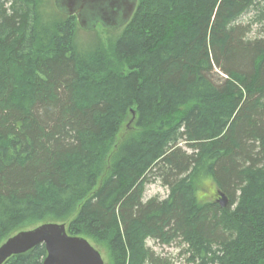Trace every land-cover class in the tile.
I'll return each instance as SVG.
<instances>
[{
	"label": "trees",
	"instance_id": "1",
	"mask_svg": "<svg viewBox=\"0 0 264 264\" xmlns=\"http://www.w3.org/2000/svg\"><path fill=\"white\" fill-rule=\"evenodd\" d=\"M78 25L50 0H0V245L58 222L113 264H174L149 236L190 264H264V0H139L112 57ZM202 174L226 206L196 198ZM155 179L170 193L144 201Z\"/></svg>",
	"mask_w": 264,
	"mask_h": 264
},
{
	"label": "water",
	"instance_id": "2",
	"mask_svg": "<svg viewBox=\"0 0 264 264\" xmlns=\"http://www.w3.org/2000/svg\"><path fill=\"white\" fill-rule=\"evenodd\" d=\"M139 0H54L57 9L76 16L81 28L98 25L116 31L131 19ZM218 202L228 203L227 195L218 190ZM44 244L47 255L43 264H104L101 252L84 236L71 235L65 223L46 222L10 236L0 245V264L11 256Z\"/></svg>",
	"mask_w": 264,
	"mask_h": 264
},
{
	"label": "rangeland",
	"instance_id": "3",
	"mask_svg": "<svg viewBox=\"0 0 264 264\" xmlns=\"http://www.w3.org/2000/svg\"><path fill=\"white\" fill-rule=\"evenodd\" d=\"M50 1H51V5L53 6L54 5L53 0ZM248 19L249 18L246 15H244L241 21L247 22ZM253 27L254 28L251 33V36L257 35L260 32L259 26L254 25ZM119 30L120 29L116 31H111L101 26V24L96 29L86 30L78 25L76 28V33H77L76 41L82 48H86V47L89 48L92 45H101L105 49V52L112 57V52H111L112 43L120 33ZM137 117L138 115L134 114L125 118L122 129L115 138V142L120 140L123 137V135L127 133L129 129L135 127L138 119ZM187 151H189V148H187ZM169 193H170V188L164 185L160 179H155L145 184L143 199L144 201L154 197L158 199H164L169 195ZM219 198L220 197L218 196V194L206 195L205 198L202 200L204 202L218 201ZM88 240L91 242V244L94 247H96L101 252L102 257L104 259V264H113V256L106 243L104 242L98 243L92 237L89 236H88ZM146 242L147 245L152 247V249L156 252V254L167 258L168 257L171 258L172 259L171 261H173L174 264H190L186 260V256L184 254H181L182 253L181 250L184 248L183 244H180L178 242H172L168 244L153 239L150 236L147 237Z\"/></svg>",
	"mask_w": 264,
	"mask_h": 264
},
{
	"label": "clouds",
	"instance_id": "4",
	"mask_svg": "<svg viewBox=\"0 0 264 264\" xmlns=\"http://www.w3.org/2000/svg\"><path fill=\"white\" fill-rule=\"evenodd\" d=\"M201 189L197 190L194 195L198 200L204 199L206 195H217L215 178L211 174H202L199 178Z\"/></svg>",
	"mask_w": 264,
	"mask_h": 264
}]
</instances>
